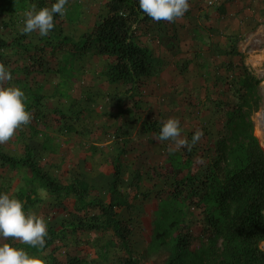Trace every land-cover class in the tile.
Returning <instances> with one entry per match:
<instances>
[{
  "label": "rangeland",
  "instance_id": "rangeland-1",
  "mask_svg": "<svg viewBox=\"0 0 264 264\" xmlns=\"http://www.w3.org/2000/svg\"><path fill=\"white\" fill-rule=\"evenodd\" d=\"M108 1L68 0L66 14L54 16L55 27L45 37L21 31L24 13L32 5L50 7L55 0H27L25 9L10 18L0 16V35L8 42L3 50L5 65L12 74L4 84L20 87L26 100L29 93L42 95L38 109L44 115L37 124L31 113L30 123L0 144V152L16 158L31 152L58 184L78 182L85 189L82 198L50 191L26 168L0 162V192L23 204L24 195L30 194L32 202L24 205L25 210L43 216L48 229L61 233L44 250L14 238L0 243L22 248L45 264H66L72 258L82 264H120L128 256L104 218L88 207L92 201H109L112 163L121 170L123 205L116 211L130 224L129 249L135 264H167L169 238L159 243L152 234L159 196L172 189L174 181L181 182L196 171L200 157L207 155L223 128L224 114L237 101L236 77L243 75V68L256 83L258 108L250 118L264 149V0L213 4L189 0V11L175 22L163 23L156 38L140 37L141 43L152 46L155 68L135 93L143 109L139 116L123 103V86L105 79L110 60L92 49L76 53L72 46L105 16ZM38 55L44 60L41 67L33 63ZM169 117L180 120L182 138L190 140L196 130L203 131L192 148L198 164H184L183 149L175 142L158 141V134L142 129V122H163ZM174 156L181 162L169 176L166 164ZM137 173L140 183L135 188L131 183ZM185 206L192 249L198 252L205 241L206 214L193 199ZM95 219L101 225L98 229L80 228ZM260 247L264 249V241Z\"/></svg>",
  "mask_w": 264,
  "mask_h": 264
},
{
  "label": "trees",
  "instance_id": "trees-1",
  "mask_svg": "<svg viewBox=\"0 0 264 264\" xmlns=\"http://www.w3.org/2000/svg\"><path fill=\"white\" fill-rule=\"evenodd\" d=\"M26 2L0 0V16L10 18L25 9ZM106 7L105 16L92 31L73 42L72 46L76 53L92 49L96 55L110 60L104 73L105 79L123 86V103L133 109L135 116H139L143 109L139 100L135 99V93L155 68L153 51L141 43L140 37L150 38L151 34L154 37V32L156 34L167 21L156 22L144 15L138 0H109ZM62 40L70 42L67 37H62ZM7 46L8 42L0 35V63L3 64V50ZM43 61L38 55L33 63L41 67ZM243 71L242 76L236 77L237 101L224 114L223 128L212 147L206 150L207 155L201 156L198 164L193 158L194 150L183 149L184 164H198L196 171L189 172L181 182L174 181L173 188L159 196L152 234L159 243L169 238L171 256L167 264H264V249L260 247L264 241V149L254 135L250 118L258 108L254 99L256 83L245 68ZM42 98L40 94L29 93L25 101L37 124L44 118L38 109ZM162 123L153 120L142 122L141 126L145 132L158 134ZM62 125L70 126L66 123ZM0 162L26 168L50 191H64L79 198L85 193L81 183L58 184L41 169L31 152L19 158L0 152ZM180 162L181 158L177 156L167 161L169 176H173ZM112 165L114 176L109 201H92L88 207L98 211L104 218V225L113 230L121 247L128 253L120 264H135L129 249L130 224L116 211L123 205L120 201L121 170L118 163ZM139 183L140 174L137 173L131 184L138 188ZM188 199L195 200V205L203 208L206 214L205 241L198 252L192 249V238L185 220ZM24 200V205L31 203L30 194L26 193ZM100 226L95 219L83 223L80 228L94 230ZM48 234L46 245L40 250L61 238L60 231L54 229H48ZM82 262L79 258H72L66 264Z\"/></svg>",
  "mask_w": 264,
  "mask_h": 264
},
{
  "label": "clouds",
  "instance_id": "clouds-1",
  "mask_svg": "<svg viewBox=\"0 0 264 264\" xmlns=\"http://www.w3.org/2000/svg\"><path fill=\"white\" fill-rule=\"evenodd\" d=\"M68 0H55L50 7L31 9L24 13L21 31L24 34L38 32L41 37L48 36L54 29V16L65 15ZM139 9L144 15L156 22H175L189 11V0H138ZM12 74L0 63V144L8 142L18 129L26 126L32 114L26 105V93L20 87L5 86L11 81ZM181 122L169 117L163 121L156 136L158 141H172L180 148L191 151L203 136L202 130H196L191 139L182 138ZM48 224L45 218L34 211H26L22 201L0 192V239L14 238L32 248L43 249L48 238ZM0 264H45L37 256L9 243H0Z\"/></svg>",
  "mask_w": 264,
  "mask_h": 264
},
{
  "label": "crops",
  "instance_id": "crops-1",
  "mask_svg": "<svg viewBox=\"0 0 264 264\" xmlns=\"http://www.w3.org/2000/svg\"><path fill=\"white\" fill-rule=\"evenodd\" d=\"M156 35H157V32H156ZM156 35H154V38H156V37H155ZM145 37H148V36H145ZM148 39L150 40L149 37H148ZM145 45L149 46V47L152 49V46H151L150 42H149L148 44H145Z\"/></svg>",
  "mask_w": 264,
  "mask_h": 264
},
{
  "label": "bare ground",
  "instance_id": "bare-ground-1",
  "mask_svg": "<svg viewBox=\"0 0 264 264\" xmlns=\"http://www.w3.org/2000/svg\"><path fill=\"white\" fill-rule=\"evenodd\" d=\"M261 116H262V118L264 119V106H263V109H262V111H261Z\"/></svg>",
  "mask_w": 264,
  "mask_h": 264
},
{
  "label": "built area",
  "instance_id": "built-area-1",
  "mask_svg": "<svg viewBox=\"0 0 264 264\" xmlns=\"http://www.w3.org/2000/svg\"><path fill=\"white\" fill-rule=\"evenodd\" d=\"M216 0H209L208 3L209 4H213V2H215Z\"/></svg>",
  "mask_w": 264,
  "mask_h": 264
}]
</instances>
